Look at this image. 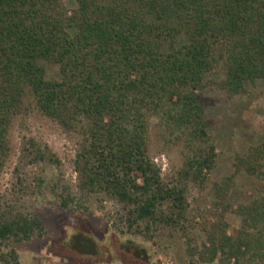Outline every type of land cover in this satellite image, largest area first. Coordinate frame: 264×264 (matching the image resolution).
<instances>
[{"label": "trees", "instance_id": "16d2710c", "mask_svg": "<svg viewBox=\"0 0 264 264\" xmlns=\"http://www.w3.org/2000/svg\"><path fill=\"white\" fill-rule=\"evenodd\" d=\"M72 1L68 12L64 0H0V174L13 121L35 109L78 138L77 191L118 204L121 234L150 240L163 229L184 232L188 186L204 184L216 168L203 117L207 77L220 68L215 85L232 96L264 81V0ZM152 125L181 149L172 183L149 156ZM21 158L58 163L32 139ZM239 161L264 180V139ZM230 183L212 192L224 200ZM234 212L242 221L236 234L220 216L204 228L201 248L187 243L191 264H264V194ZM43 236L36 215L0 206V264H20L13 245Z\"/></svg>", "mask_w": 264, "mask_h": 264}, {"label": "rangeland", "instance_id": "374dc122", "mask_svg": "<svg viewBox=\"0 0 264 264\" xmlns=\"http://www.w3.org/2000/svg\"><path fill=\"white\" fill-rule=\"evenodd\" d=\"M64 5L68 12L75 7L72 0H64ZM56 73V68L47 67L49 78ZM221 79V69L213 70L202 92L203 117L215 145L216 168L204 184L188 186L190 221L186 230L163 229L152 233L150 240L121 234L114 228L122 214L114 201L78 193L73 165L76 136L65 134L35 109L15 118L8 136L10 155L0 174V206L34 214L44 227L43 237L13 245L19 263L191 264L187 243L201 248L206 242L204 228L218 217H223L228 234H236L242 221L234 210L264 194V180L248 174L246 164L239 161L264 139V81L247 83L244 95L232 96L215 85ZM149 137L150 158L162 179L174 182L182 166L181 149L167 146L157 126L152 125ZM28 139L47 146L58 163L21 158V148ZM260 164L264 169V161ZM227 178H231L229 192L220 200L212 192L213 185ZM62 200L67 208L62 207ZM226 206L231 209L223 212ZM75 237H80L78 244Z\"/></svg>", "mask_w": 264, "mask_h": 264}]
</instances>
